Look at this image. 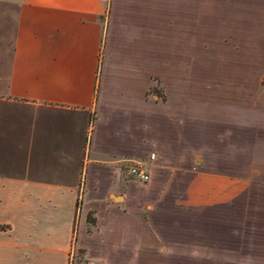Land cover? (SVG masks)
<instances>
[{"label": "crops", "instance_id": "0c3cea01", "mask_svg": "<svg viewBox=\"0 0 264 264\" xmlns=\"http://www.w3.org/2000/svg\"><path fill=\"white\" fill-rule=\"evenodd\" d=\"M261 26L264 0H0V264H264Z\"/></svg>", "mask_w": 264, "mask_h": 264}, {"label": "rangeland", "instance_id": "374dc122", "mask_svg": "<svg viewBox=\"0 0 264 264\" xmlns=\"http://www.w3.org/2000/svg\"><path fill=\"white\" fill-rule=\"evenodd\" d=\"M11 31L10 30H1L0 29V38H3V41L0 42V53L2 52V49H6V45L8 43V40L10 38ZM252 42L253 44L261 45L264 48V26H261L258 29H255L252 35ZM196 65L201 66L202 69H204L207 72L210 73H216L219 75H231L238 71H242L240 68L233 67L229 62H193ZM192 63V64H193ZM192 70V69H191ZM264 74L261 77V80H263ZM201 92L199 91V87L196 86V84H193L190 87V93L193 94V101L199 100L198 97L201 95ZM149 94L154 97L158 102H164L166 100V88L165 83L163 79L156 78L153 80V84L150 88ZM201 102L198 101L196 105H199ZM208 113H212L210 109L208 108ZM213 114V113H212ZM176 177V176H175ZM177 178V177H176ZM175 178V179H176ZM178 179H181V176L178 177ZM176 179V182L180 181ZM177 188V187H176ZM179 188V187H178ZM181 192V190L179 189ZM178 190H175L176 194H179ZM179 196V195H178ZM80 203V201H79ZM92 212L89 213V223L92 222ZM176 241H181L180 238H177ZM81 252V250H80ZM80 256H82V253H79ZM151 255H142L143 259L149 258ZM153 257V256H152ZM154 258V257H153ZM170 259H173L172 261ZM161 262L158 263H151V264H197V255H180V254H174L172 258L167 255L163 258V260H160Z\"/></svg>", "mask_w": 264, "mask_h": 264}, {"label": "built area", "instance_id": "2783aa9c", "mask_svg": "<svg viewBox=\"0 0 264 264\" xmlns=\"http://www.w3.org/2000/svg\"><path fill=\"white\" fill-rule=\"evenodd\" d=\"M154 154H151L150 158H153ZM128 175L137 182H147L149 180V172L145 165L141 162H132L127 166ZM80 250L76 246L75 241L71 244V248L68 254L67 264H94L92 261L86 260L83 256H80Z\"/></svg>", "mask_w": 264, "mask_h": 264}, {"label": "trees", "instance_id": "16d2710c", "mask_svg": "<svg viewBox=\"0 0 264 264\" xmlns=\"http://www.w3.org/2000/svg\"><path fill=\"white\" fill-rule=\"evenodd\" d=\"M262 84H263V86H264V78H263V80H262Z\"/></svg>", "mask_w": 264, "mask_h": 264}]
</instances>
